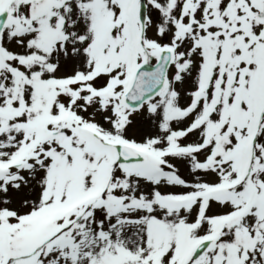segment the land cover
Wrapping results in <instances>:
<instances>
[{
  "label": "snow or ice",
  "instance_id": "6c2138e0",
  "mask_svg": "<svg viewBox=\"0 0 264 264\" xmlns=\"http://www.w3.org/2000/svg\"><path fill=\"white\" fill-rule=\"evenodd\" d=\"M0 264H264V0H0Z\"/></svg>",
  "mask_w": 264,
  "mask_h": 264
}]
</instances>
